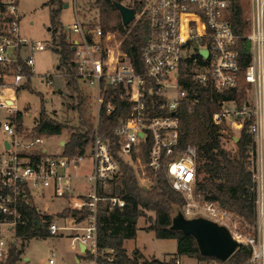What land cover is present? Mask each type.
<instances>
[{
    "label": "built area",
    "instance_id": "obj_1",
    "mask_svg": "<svg viewBox=\"0 0 264 264\" xmlns=\"http://www.w3.org/2000/svg\"><path fill=\"white\" fill-rule=\"evenodd\" d=\"M1 2L5 11L0 15L9 21L0 33V68L12 71L14 78L7 83L0 75V110L6 113L0 117V134L4 135L0 144V260L8 257L13 245L20 247L28 240L18 233V228L28 223L23 211L25 203L39 211L42 218L35 224L45 228L50 236L67 233L71 245L85 255L86 264L112 260V250L100 248L98 244L99 212L106 205L111 209L126 205L125 199L113 192L120 175V160H124L146 189L142 180L147 179L151 186L154 183L147 167L158 169L165 161L172 188L185 199L183 215L204 217L226 226L240 245L251 248L247 264H264V0H129L127 6L135 9L134 21L147 24L142 49L144 73L137 71L131 56L122 50L121 39L116 46L109 44L114 33L104 32L100 24L91 28L85 25L74 0L76 20L71 29L78 34L72 40L77 83L95 104V132L84 152L75 155L47 151L43 147L46 136L18 125L19 90L32 77L35 64L33 55L24 57L22 49L44 51L49 46L47 41L30 40L21 35L16 0ZM241 38L249 41L251 51L244 73V94L239 101L222 100L213 121L225 122L220 135L224 143L231 141L237 146L233 136L239 141L243 128L253 135L247 151L256 190L257 221L252 234L232 229L231 211L197 192L198 150L192 144L180 147L177 116L182 102L190 105L196 102L182 80L209 86L215 93L226 95L234 89L240 90ZM24 64L32 75L24 71ZM45 76L43 81L52 86L53 75L46 73ZM249 86L255 91L253 104L245 99ZM109 88L120 90V96L126 97L129 106L128 116L113 129L118 140L117 151L110 139L98 132L100 111ZM149 92L163 99L158 110L170 111V115L157 112L150 116L151 110H156L155 106L149 110ZM114 108L109 101L107 112H113ZM149 141L145 163L140 152L142 145ZM87 158L91 161L89 171L78 172ZM36 197L51 201L63 199L67 204L63 210L68 213L47 219L42 216L45 213L36 203ZM54 263L51 258L49 264ZM173 264H183L181 257L175 256ZM197 264H226V261L197 259Z\"/></svg>",
    "mask_w": 264,
    "mask_h": 264
},
{
    "label": "trees",
    "instance_id": "obj_2",
    "mask_svg": "<svg viewBox=\"0 0 264 264\" xmlns=\"http://www.w3.org/2000/svg\"><path fill=\"white\" fill-rule=\"evenodd\" d=\"M122 1L96 0V7L100 11L104 32L117 31L120 34L122 50L131 56L137 71L144 73L142 49L147 38V24L142 20H133L128 25H124L121 14L115 5L116 2L123 3ZM64 4V0L47 2L50 10V31L54 52L59 56L58 66L63 69L67 86L73 92L75 100L73 107L78 113L79 124L69 126L58 121L48 114L42 105L37 124L32 128V131L37 135L52 137L67 130L71 135L64 145V153L75 155L84 152V147L95 132V125L88 116L89 98L77 83V71L73 61L75 50L73 44L68 41L61 21ZM4 11L5 5L0 0V13ZM8 21V17L0 15V33ZM239 44L240 90L234 89L229 95H226L225 93H215L209 86L198 85L190 80H182L184 88L196 98V102L193 105L182 102L177 110V116L180 119V147L192 144L198 150L197 192H201L204 199L217 202L224 209L255 225L257 221L256 190L247 154L253 143V135L248 133L246 128H243L240 140L237 142V149L232 152L225 147V143L220 138L225 122L215 124L213 121V115L220 110L222 100L236 98L239 101L244 94L243 86L246 83L244 73L251 60V51L250 43L246 38H241ZM23 69L26 73L31 74V70L25 64ZM27 87L31 88L30 80L23 85V88ZM120 94V90L107 89L98 126L99 134L110 139L114 151L118 149V140L113 129L121 119L126 118L129 114L128 101L126 97H121ZM109 101L115 106L111 113L107 112ZM162 101L163 99L148 93L149 110L152 109V106H155L154 110H156L154 112L153 109L151 110V117L155 116L157 112L160 115L171 114L167 110H158ZM17 121L21 128V112L18 114ZM150 144L151 141L141 147L140 156L145 163L148 161ZM147 172L154 182L149 189L142 187L133 168L124 160H120V175L115 181L113 192L125 199L126 205L122 209H111L106 205L99 212V247L112 250L110 253L114 255L112 260H104V264H143L140 262L142 256L138 250L135 251L134 255H130L124 246L125 240L136 237L137 223L141 217L147 218L149 224L145 229L154 231L157 238L177 240V255L197 259L214 258L201 253L193 235L172 228L174 218L180 212L183 213L185 199L182 194L172 188L167 176L166 162L164 161L158 169L147 167ZM23 211L28 223L18 228L19 235L25 239L50 236L45 228L35 224L36 220L42 218L35 206L25 203ZM148 211L154 212L155 215L148 216ZM67 213L68 210H64L62 214ZM84 214H87V211H84ZM42 216L47 219L52 217L49 214ZM24 245L23 243L22 246ZM22 252L23 247L13 245L8 257L0 260V264H17ZM250 256L251 248L247 245H240L226 260V264H247ZM152 264H161V262L155 260Z\"/></svg>",
    "mask_w": 264,
    "mask_h": 264
},
{
    "label": "rangeland",
    "instance_id": "obj_3",
    "mask_svg": "<svg viewBox=\"0 0 264 264\" xmlns=\"http://www.w3.org/2000/svg\"><path fill=\"white\" fill-rule=\"evenodd\" d=\"M8 1V0H5ZM18 3V12L20 14V32L22 36L30 40H44L48 42L50 49L52 46V35L50 28V10L47 2L50 0H16ZM70 2L68 8L63 7L61 12V21L64 23L66 30L71 39L78 38L71 26L76 20L74 12V0H64ZM125 5L129 4V0L122 1ZM77 10L80 18L84 21L88 28L101 22L100 11L96 7V0H76ZM70 26V27H69ZM104 30V29H103ZM114 33L109 44L116 46L119 44L120 34L117 31H107ZM122 40V39H121ZM26 56L27 52H23ZM29 53V51H28ZM35 59L34 71L35 76L31 78V88H22L19 91L17 100V107L22 112V125L27 129H32L37 124L41 107L44 105L48 114L53 116L60 122L69 126H77L78 113L73 107L75 100L73 98L72 89L67 86L66 76L63 69H58L59 58L51 50L34 51L30 53ZM61 72V73H60ZM51 73L53 75V85L47 86L43 79H46L45 74ZM255 91L253 86H249L246 91L245 99L253 104ZM94 100L89 98L88 116L93 120L94 115ZM6 115L5 111L0 110V117ZM71 133L67 130L57 136L48 137L43 147L49 152H60L62 145L61 140L68 141ZM3 134H0V144ZM225 147L235 152L237 146L231 141L225 143ZM91 167L90 158H87L80 173L88 172ZM142 183L148 189L151 184L147 179L142 180ZM36 203L42 208H48V212L57 213L66 207V201L57 199L51 202L49 199H41L36 197ZM64 211V210H63ZM59 212V214L63 213ZM232 213L229 220L232 229L239 230L246 234L253 233L254 225L249 223L245 218ZM155 213L148 211V216H154ZM149 224L147 218L141 217L138 220L137 235L133 239L125 240L124 246L130 255H134L138 250L141 254L140 262L143 264H152L153 261L159 260L161 264H173V258L180 256L183 264H197V258L177 255V240L157 238L154 231H147L145 227ZM23 252L18 260V264H49L51 258L54 259V264H77L76 255H81L77 248L71 245V238L67 233L58 236L48 237H33L24 242ZM27 256L28 260L24 257ZM84 258L85 255H82Z\"/></svg>",
    "mask_w": 264,
    "mask_h": 264
},
{
    "label": "water",
    "instance_id": "obj_4",
    "mask_svg": "<svg viewBox=\"0 0 264 264\" xmlns=\"http://www.w3.org/2000/svg\"><path fill=\"white\" fill-rule=\"evenodd\" d=\"M115 5L121 14L124 25H128L134 20V8L121 2H116ZM64 6L67 7L68 3H65ZM202 52L207 54L206 50ZM233 138L235 142H238L237 136H233ZM172 228L193 235L203 255L211 256L221 261H226L240 246L232 237V234L226 226L219 225L204 217L186 218L183 213L180 212L179 215L174 218ZM84 249V246H81V250L84 251Z\"/></svg>",
    "mask_w": 264,
    "mask_h": 264
},
{
    "label": "crops",
    "instance_id": "obj_5",
    "mask_svg": "<svg viewBox=\"0 0 264 264\" xmlns=\"http://www.w3.org/2000/svg\"><path fill=\"white\" fill-rule=\"evenodd\" d=\"M66 3H68V2H66ZM65 7V6H64ZM69 7V4H68V6L67 7H65V8H68ZM63 23V22H62ZM63 26H64V31L66 32V34H67V37H68V41L69 42H71L72 43V40L73 39H71V35H69L68 34V32H67V30H66V27H65V25H64V23H63ZM21 33V32H20ZM22 35V34H21ZM24 37V36H23ZM25 38H27V37H25ZM29 39V38H28ZM42 41H44V40H42ZM48 49L49 50H51V51H53L54 52V50H52V49H50L49 47H48ZM48 49H46V50H48ZM28 51H29V53H28ZM45 51V50H44ZM23 52H27L26 54V56H28L30 53H32V52H34V51H31L30 50V48H28V47H26V48H23L22 49V55L24 56V57H26L25 55H24V53ZM41 52V51H40ZM55 53V52H54ZM56 54V53H55ZM57 55V54H56ZM58 56V55H57ZM58 58H59V56H58ZM58 69L60 70V68H59V66H58ZM61 73V72H60ZM0 75L3 77V79H4V81L5 82H7V83H11L12 81H13V78H14V75H13V73H12V71H10V70H7V69H1L0 68ZM33 76H35V71L33 72V75H32V77ZM31 77V78H32ZM31 78H29V80L31 81ZM3 79L1 80V81H3ZM28 82V81H27ZM23 88V86L20 88V89H22ZM20 91V90H19ZM33 128V127H32ZM48 137H46V139H47ZM67 141H63V140H61V142H60V144L62 145V149H61V151L60 152H62V151H64V145H65V143H66ZM51 201V200H50ZM51 202H53V201H51ZM42 208V207H41ZM43 209V212L45 213V214H49V215H51V216H55L56 214L58 215L59 214V212H61V211H63V209L61 210V211H58L57 213H50V212H48V208H42ZM124 244H125V242H124ZM22 255V254H21ZM26 260H28V257L27 256H25L24 257ZM76 262H77V264H86V258H84L83 256H82V254L81 255H76ZM17 264H18V262H17Z\"/></svg>",
    "mask_w": 264,
    "mask_h": 264
}]
</instances>
